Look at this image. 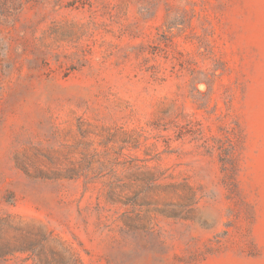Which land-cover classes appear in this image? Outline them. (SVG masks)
<instances>
[{
	"label": "rangeland",
	"instance_id": "rangeland-1",
	"mask_svg": "<svg viewBox=\"0 0 264 264\" xmlns=\"http://www.w3.org/2000/svg\"><path fill=\"white\" fill-rule=\"evenodd\" d=\"M0 264H264V0H0Z\"/></svg>",
	"mask_w": 264,
	"mask_h": 264
}]
</instances>
